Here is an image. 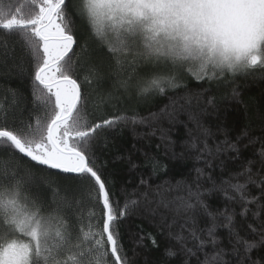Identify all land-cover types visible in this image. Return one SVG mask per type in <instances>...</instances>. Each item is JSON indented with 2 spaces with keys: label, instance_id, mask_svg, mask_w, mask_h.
<instances>
[{
  "label": "snow or ice",
  "instance_id": "obj_1",
  "mask_svg": "<svg viewBox=\"0 0 264 264\" xmlns=\"http://www.w3.org/2000/svg\"><path fill=\"white\" fill-rule=\"evenodd\" d=\"M24 65L27 104L13 89L0 94V264H139L137 248L159 250L160 240L165 261L262 264L252 253L264 247V109L259 136L208 118L220 116L214 90L240 102L236 80L264 75V0H0V70ZM181 92L147 118L109 114ZM128 123L150 128L170 159L191 158L195 175L155 188L141 177L134 194L117 192L98 153ZM139 151L152 175L167 172ZM137 217L156 235L135 225L129 248Z\"/></svg>",
  "mask_w": 264,
  "mask_h": 264
},
{
  "label": "trees",
  "instance_id": "obj_2",
  "mask_svg": "<svg viewBox=\"0 0 264 264\" xmlns=\"http://www.w3.org/2000/svg\"><path fill=\"white\" fill-rule=\"evenodd\" d=\"M75 3V0H73ZM77 35L81 40L87 38V31L85 27L78 21L77 22ZM30 71L27 65H24L21 69H13L10 73L5 74L0 70V94L6 89L15 90L20 96L23 97V103L27 104L30 100V81L27 73ZM239 88L240 96L239 101H234L231 98V89L228 87H221L214 90L213 95L217 97V101L220 105V116H212L208 118V123L215 127L217 124H221L228 127L231 130L233 136L238 135L244 128L250 129L251 133L259 136L261 133V126L259 120V114L264 109V75L260 72H256L255 75L247 77H240L236 80V85ZM207 87V85H205ZM192 92L199 91L198 88L190 87ZM185 93L181 92L178 96L173 97L172 93L168 96H155L147 99H129L122 101L116 108L109 109V114H126L128 116L138 115L139 117H149L151 113L159 112L165 105L170 103L171 98H179ZM181 119H186L185 116H181ZM168 128L169 125L165 122L163 125ZM151 129L145 124L133 125L128 123L121 125L120 127L109 130L106 135L109 137V145L106 149H101L98 155L102 161L107 162L106 171L109 174L111 181L115 184L117 192L121 189L126 190L129 194H134L141 188L140 178L143 177L152 184L153 188L156 185H162L165 181L175 183L176 181L184 180L188 178L189 173L195 175L193 171L194 161L189 158L186 160L170 159L165 156V148L161 144L159 136L147 137L145 133L150 132ZM172 140L176 141L177 152L181 151L180 144L186 139V132L182 126H175L171 128L169 132ZM161 144V147L157 149L155 146ZM255 147H258L255 146ZM147 151L151 154L157 155L161 161L167 165V172H158L156 175H152L149 167L143 165L142 161L144 156L141 151ZM254 147L250 146L244 151L245 156H251ZM131 156L132 159L140 164V167L132 169L129 166L127 157ZM123 157V159L118 158ZM202 166V165H200ZM132 198H136L134 195ZM213 206H219L222 201L216 197L210 200ZM132 225L131 230L127 231L125 236V244L131 248L135 245L136 240V228L135 225H143V228L147 232H151L156 235L155 229L137 217L130 221ZM225 233H221L224 235ZM148 244L147 240L144 241ZM161 248L159 250L152 248L151 244H148L147 248H137V257L139 264H181V257L171 258L165 261L164 245L166 240H160ZM230 258V257H229ZM254 260L260 259L264 264V247L255 249L252 253Z\"/></svg>",
  "mask_w": 264,
  "mask_h": 264
}]
</instances>
